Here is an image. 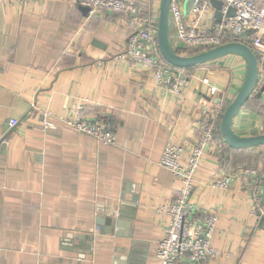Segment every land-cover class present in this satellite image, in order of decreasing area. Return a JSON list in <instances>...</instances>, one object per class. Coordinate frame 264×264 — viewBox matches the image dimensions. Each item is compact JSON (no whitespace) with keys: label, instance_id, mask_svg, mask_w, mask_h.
Instances as JSON below:
<instances>
[{"label":"crops","instance_id":"0c3cea01","mask_svg":"<svg viewBox=\"0 0 264 264\" xmlns=\"http://www.w3.org/2000/svg\"><path fill=\"white\" fill-rule=\"evenodd\" d=\"M160 1L136 3L157 16ZM81 7L77 0H0V264H130L124 257L130 249L144 264H159L154 250L168 216L157 208L181 186L159 165L162 150L167 142L188 149L208 111L227 106L245 75L244 58L226 54L187 68L182 93L173 94L142 63L111 58L128 32L121 13ZM168 41L176 51L171 29ZM258 63L262 84L264 58ZM262 101L253 93L244 102L232 124L238 135L264 133ZM80 102L89 115L111 121L116 145H101L59 121ZM43 110L56 117V127H42ZM225 157L231 172L256 166L264 173L262 145H228ZM219 174L208 147L190 202L217 210L212 247L218 254L200 264H264V223L250 213L246 182L235 176L225 190L210 187ZM121 195L137 197L136 213L116 235L114 220H105ZM78 234L91 236V249L80 247Z\"/></svg>","mask_w":264,"mask_h":264},{"label":"built area","instance_id":"2783aa9c","mask_svg":"<svg viewBox=\"0 0 264 264\" xmlns=\"http://www.w3.org/2000/svg\"><path fill=\"white\" fill-rule=\"evenodd\" d=\"M25 2L27 0H15ZM45 1V0H42ZM88 8L89 14L100 11L121 13L128 26L124 48L111 58L117 61L130 60L146 66L154 83L169 92L179 95L184 85L183 75L186 69L174 67L160 54L157 42L158 14L143 12L136 0H77ZM185 0H170L169 29L178 41L177 49L198 50L220 46L226 42H243L264 58V0H218L221 2V21L217 22L212 14L209 22L203 17L209 9L214 11L211 0H193L189 13H184ZM229 8L234 9L231 16H226ZM246 33L245 37H240ZM185 55V54H184ZM203 83L209 85L208 79ZM261 83L258 80L253 88L257 93ZM209 92L215 95L218 90L209 85ZM264 111V89L261 91ZM31 111L36 109L35 103L30 104ZM222 108L211 112L208 118L199 124L195 140L188 149L182 145L167 142L162 150L159 165L169 170L180 182L178 195L166 206L157 208L158 212L168 216L165 235L158 240L154 255L159 264H178L187 260L188 264H200L216 256L218 252L212 247V237L217 228V210H201L190 202V194L196 182V174L206 148H211L220 166V174L211 182L210 187L225 190L235 176H242L246 184L242 190L248 194L251 202L250 213L258 220L264 217L262 204V186L264 173L257 167L244 166L237 171L228 169L225 157L226 142L218 134ZM42 127H56L55 116L50 110H43ZM70 129L93 137L99 144L114 146L117 143L116 130L111 121L102 113L89 115L84 103L75 106L68 118H60ZM17 120H10L14 127Z\"/></svg>","mask_w":264,"mask_h":264},{"label":"water","instance_id":"95a60500","mask_svg":"<svg viewBox=\"0 0 264 264\" xmlns=\"http://www.w3.org/2000/svg\"><path fill=\"white\" fill-rule=\"evenodd\" d=\"M169 3L170 0H161L158 11L157 42L161 56L169 64L180 68L194 67L226 54H236L243 57L246 62L245 75L238 92L225 107L222 113L219 131L225 142L232 148L239 149L260 145L264 146V133L255 136H240L232 128L234 117L238 114L240 108L247 98L252 94L253 88L259 80L260 69L258 66L259 58L257 54L252 50L251 47L239 41L226 42L220 46L209 48L192 55L177 53L172 49L168 41ZM192 3L193 0L184 1L183 8L185 14L189 13ZM211 4L214 8L213 16L217 22H220L222 17L221 12L219 11L221 2L218 0H211ZM81 8L88 11V8L85 6H82ZM233 13L234 9L229 8L226 16H231ZM246 35V33H241L240 37H245ZM263 89L264 81L262 82L257 95H261V91ZM136 202L137 197L135 195L131 198H125L123 195H121L118 197L117 201L113 202L109 213H107L108 217L105 221L106 223L109 222L110 224H113L114 220V225L116 229H118L116 235L119 234L118 231L120 226H128L130 221L134 219L136 213ZM262 204L264 206V180L262 186ZM124 219H127V221L124 222ZM261 220L264 223V217ZM75 238L79 240L80 247L91 249V236L86 237L84 234H78L75 236ZM132 250L133 249H130L128 255L124 256L126 261L130 264H144L143 258L136 256V253Z\"/></svg>","mask_w":264,"mask_h":264},{"label":"trees","instance_id":"16d2710c","mask_svg":"<svg viewBox=\"0 0 264 264\" xmlns=\"http://www.w3.org/2000/svg\"><path fill=\"white\" fill-rule=\"evenodd\" d=\"M176 52L179 53V54L185 53L186 55H192V54L198 53L199 51L198 50H189V49H184V50L183 49H176ZM174 67H176V66H174ZM185 69H187V68H185ZM225 107L223 108V110L225 109ZM218 134L221 136V133H220L219 129H218ZM226 146L228 147L227 143H226Z\"/></svg>","mask_w":264,"mask_h":264},{"label":"rangeland","instance_id":"374dc122","mask_svg":"<svg viewBox=\"0 0 264 264\" xmlns=\"http://www.w3.org/2000/svg\"><path fill=\"white\" fill-rule=\"evenodd\" d=\"M212 14H213L212 9H209L207 13L204 15L203 20L209 22V19L211 18Z\"/></svg>","mask_w":264,"mask_h":264}]
</instances>
